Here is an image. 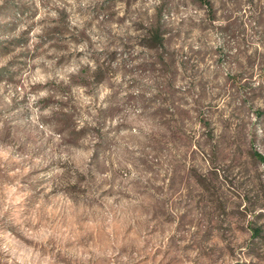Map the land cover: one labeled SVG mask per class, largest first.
<instances>
[{
	"label": "rangeland",
	"instance_id": "rangeland-1",
	"mask_svg": "<svg viewBox=\"0 0 264 264\" xmlns=\"http://www.w3.org/2000/svg\"><path fill=\"white\" fill-rule=\"evenodd\" d=\"M0 264H264V0H0Z\"/></svg>",
	"mask_w": 264,
	"mask_h": 264
},
{
	"label": "trees",
	"instance_id": "trees-1",
	"mask_svg": "<svg viewBox=\"0 0 264 264\" xmlns=\"http://www.w3.org/2000/svg\"><path fill=\"white\" fill-rule=\"evenodd\" d=\"M204 1H206V0H204ZM154 38L156 39V40H158L159 42H162V36L160 35V34H155L154 35ZM261 156V155H260Z\"/></svg>",
	"mask_w": 264,
	"mask_h": 264
}]
</instances>
